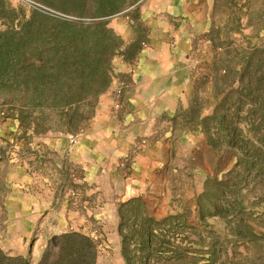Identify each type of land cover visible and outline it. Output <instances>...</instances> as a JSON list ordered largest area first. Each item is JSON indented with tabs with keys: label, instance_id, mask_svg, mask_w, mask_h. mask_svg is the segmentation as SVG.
Returning <instances> with one entry per match:
<instances>
[{
	"label": "rangeland",
	"instance_id": "obj_1",
	"mask_svg": "<svg viewBox=\"0 0 264 264\" xmlns=\"http://www.w3.org/2000/svg\"><path fill=\"white\" fill-rule=\"evenodd\" d=\"M161 1L0 0V34L7 45L27 61L46 64L43 71L33 68L0 79V249L6 255L20 256L15 249L23 248L20 257L36 264L51 237L78 232L94 242L104 263L111 249L119 247L121 254L120 226L130 258L142 264L147 259L134 253L133 244L152 218L156 245L151 248L167 241L181 251L178 259L157 252L149 264H264V167L242 179L238 165L243 155L264 159V85L246 81L253 70L264 73V0H187L196 24L180 66L185 82L177 105L158 116L153 138L129 142L124 132L113 146L121 112L115 104L122 102V92L118 99L113 92L118 81L111 87L117 77L113 59L124 49L120 44L109 61V37L84 36L78 27L127 26L134 39L128 60L147 41L140 7L151 3L149 10ZM81 58L85 68L78 74L74 65ZM252 58L259 60L255 69L245 63ZM99 59L110 85L92 100L87 91L102 71ZM239 77L244 81L233 84ZM65 102L79 107L74 131H67L68 120H58L54 112H45L44 123H25L13 110L26 103ZM250 138L260 143L259 152L244 144ZM162 141L166 149L156 154L157 164L144 160L136 166L139 152L155 142L163 146ZM236 182L242 188L238 196L230 193ZM228 202L262 241L228 253L232 217L223 211ZM181 215L187 218L183 226L170 220Z\"/></svg>",
	"mask_w": 264,
	"mask_h": 264
},
{
	"label": "crops",
	"instance_id": "obj_2",
	"mask_svg": "<svg viewBox=\"0 0 264 264\" xmlns=\"http://www.w3.org/2000/svg\"><path fill=\"white\" fill-rule=\"evenodd\" d=\"M149 5L144 10L140 7L141 23L147 27V41L131 54L130 59L124 58L134 45L132 33L127 26L112 27L115 35L122 41L124 55L113 59L112 71L117 77L112 78L111 87L117 80L122 92V103L126 108L124 112H117V116L115 115L117 118L114 122L118 125L111 136L116 138L113 140L114 148L116 143L121 142L119 139L124 132L129 142L153 138L158 116L172 112L177 105L181 85L185 82L180 66L185 63L190 52L189 33L190 28L193 30L196 24L195 8L187 0H163L148 10L151 7ZM119 125L121 126L118 127ZM163 144L155 142L146 149L143 148L137 155L136 166L139 167L144 160L148 165L157 164L156 154L166 149L165 143ZM15 250L16 255L23 256V248ZM111 251V256L104 258V263L98 256L96 263L122 264L120 248H113Z\"/></svg>",
	"mask_w": 264,
	"mask_h": 264
},
{
	"label": "trees",
	"instance_id": "obj_3",
	"mask_svg": "<svg viewBox=\"0 0 264 264\" xmlns=\"http://www.w3.org/2000/svg\"><path fill=\"white\" fill-rule=\"evenodd\" d=\"M120 5H124L126 2L121 1ZM78 29L82 32L83 35L88 36L91 34L96 35H102V36H108L111 42V45L105 50L107 51L106 54L108 55L109 61L113 57V51L118 48L120 44H122V41L118 36L115 35V33L107 28L105 23L102 22H95L91 25H86L82 27H78ZM5 34H0V79L6 80V77L10 75H17L21 74L22 71L27 72L29 69L36 68L37 71H43L46 64H44L43 60H39V65H36L34 62H31L30 60L27 61L23 58L22 54H16L15 50L10 48L6 41L4 40ZM74 47V44H73ZM20 49V48H19ZM79 49V48H78ZM80 55L82 54V49L79 50ZM83 55V54H82ZM83 57V56H82ZM83 59L81 58L80 62H75L74 66H78L76 72L78 74L84 72L85 64H83ZM100 63L98 64V71L102 70L99 73V77H95L93 80L95 81L94 85L90 86L89 90L87 91V96H90L92 100H95L99 95L104 93L107 88L110 85L109 75H108V69L104 62H102L99 59ZM259 62L258 59L252 58L249 63V68L255 69L256 63ZM73 64H71L72 66ZM15 67H17V70L15 71ZM81 67V68H80ZM82 69V70H81ZM226 71L222 69L221 72H224L226 74ZM17 73V74H15ZM61 74V72H58L55 74V77H58ZM234 76H240L238 73ZM224 77V75H223ZM244 81V78L241 77L237 78L234 82L236 84H241ZM246 81L248 84H258V85H264V73H260L257 70H253L250 75L246 77ZM253 86V85H249ZM76 91H82V87H77ZM78 104L73 102H65L61 104L56 105H49V106H43V105H33V104H24L23 106L19 108H13V110L16 111L18 119L25 123H32L33 121H37L39 123H44L45 120V112L51 111L56 114L58 117V120L60 119H67L70 123L69 128L67 131H74L76 124H74L75 118H80L81 115L78 113ZM37 114L36 116H34ZM213 117L214 114L212 115ZM247 147H250L251 150H254L256 152L259 148H257L260 143L255 138H250V140L246 139L245 143ZM243 158L239 163V167L241 168L242 172V179L245 178L246 175H249V177L256 174L258 171L261 170V168L264 167V159L262 157L257 158L256 155L254 156H246L243 155ZM240 172V173H241ZM238 178L241 177V175L237 176ZM242 179L240 180L242 183ZM241 183H235L233 185V189L230 191V193H235L237 196L238 194L242 192ZM234 204V203H233ZM141 205H143L141 203ZM214 210H217V213L221 215L219 207H214ZM225 212H228L229 215L232 217L230 218V221H228V225L232 229L231 238L232 240L230 243H224L225 245L230 244L232 247L231 249H228V253L230 251H236V249L239 246H242L245 250H247L248 245H254L258 243L259 241H262L259 239L253 230L252 225L246 220H243L242 217L237 216L236 214L240 213V209H238L237 206L232 205L231 203L225 204L224 210ZM235 215V216H234ZM223 216V215H221ZM170 220L179 221L180 226H183V224L187 223V218L184 215L177 216L174 218H171ZM122 221V218H121ZM153 219L148 218L147 220V228H146V234L139 232V240L137 239L134 245V253H136L138 256H141L142 258H146L147 260L143 262L142 264H149L150 258L157 252L164 253V252H171L173 256L175 255L176 259H178L179 253L177 246H174L173 244H168L166 242H161L163 246H161V243H158L160 248H157L156 250L152 249L151 246L155 244L154 240L156 237L152 234V225ZM166 220H163L162 222L156 224V226H160L166 223ZM183 223V224H182ZM244 229V230H242ZM119 233L122 238V244H121V255L124 259L125 264H136L137 262L133 261L130 258V250L129 246H126V241L124 240V236L121 234L120 226H119ZM244 233V234H243ZM146 237V241L143 239ZM220 240V238H219ZM214 243L217 242V240H213ZM216 246H214L212 249H214ZM211 253H214L211 251ZM142 254H144L142 256ZM169 259H173L172 256H168ZM174 257V258H175ZM237 257H243L242 253H237ZM97 258V249L94 242L88 238L87 236L82 235L78 232H68L63 233L57 236L51 237L45 247L43 248L39 260L36 262V264H95ZM233 258V257H232ZM218 259V258H217ZM0 264H28L27 260L20 256H8L6 255L1 249H0Z\"/></svg>",
	"mask_w": 264,
	"mask_h": 264
},
{
	"label": "built area",
	"instance_id": "obj_4",
	"mask_svg": "<svg viewBox=\"0 0 264 264\" xmlns=\"http://www.w3.org/2000/svg\"><path fill=\"white\" fill-rule=\"evenodd\" d=\"M113 92L115 94V97L118 99L121 95L120 88H115ZM115 107H116V109H118L121 112H124L126 110L124 104L119 100H117Z\"/></svg>",
	"mask_w": 264,
	"mask_h": 264
}]
</instances>
